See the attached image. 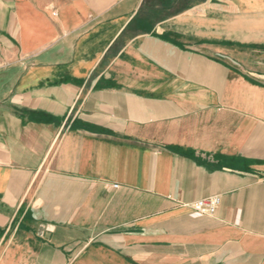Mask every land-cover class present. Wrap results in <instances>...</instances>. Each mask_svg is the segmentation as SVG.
<instances>
[{"label":"crops","instance_id":"1","mask_svg":"<svg viewBox=\"0 0 264 264\" xmlns=\"http://www.w3.org/2000/svg\"><path fill=\"white\" fill-rule=\"evenodd\" d=\"M0 264H264V0H0Z\"/></svg>","mask_w":264,"mask_h":264},{"label":"built area","instance_id":"2","mask_svg":"<svg viewBox=\"0 0 264 264\" xmlns=\"http://www.w3.org/2000/svg\"><path fill=\"white\" fill-rule=\"evenodd\" d=\"M221 203L219 196H211L192 203L191 208L201 215H213Z\"/></svg>","mask_w":264,"mask_h":264}]
</instances>
